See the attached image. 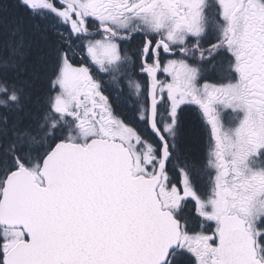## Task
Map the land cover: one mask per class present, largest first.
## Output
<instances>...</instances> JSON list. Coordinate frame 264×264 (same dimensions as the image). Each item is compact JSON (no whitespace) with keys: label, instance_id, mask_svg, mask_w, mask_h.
<instances>
[{"label":"snow or ice","instance_id":"obj_1","mask_svg":"<svg viewBox=\"0 0 264 264\" xmlns=\"http://www.w3.org/2000/svg\"><path fill=\"white\" fill-rule=\"evenodd\" d=\"M0 264H264V0H0Z\"/></svg>","mask_w":264,"mask_h":264},{"label":"trees","instance_id":"obj_2","mask_svg":"<svg viewBox=\"0 0 264 264\" xmlns=\"http://www.w3.org/2000/svg\"><path fill=\"white\" fill-rule=\"evenodd\" d=\"M135 40L137 41L136 47H134L136 50L139 45L138 41L140 40V37L138 36ZM38 87L46 88L47 82L41 81ZM128 113L129 110H126V115H128ZM183 119L188 133L186 138L187 145L195 155L202 157L207 151L209 142V128L203 125V118L201 117L200 113L195 111L192 107H186V109L183 110ZM180 179L181 178L177 174L174 182L177 183L178 186ZM188 207L191 209L194 207V205L189 204Z\"/></svg>","mask_w":264,"mask_h":264},{"label":"flooded vegetation","instance_id":"obj_3","mask_svg":"<svg viewBox=\"0 0 264 264\" xmlns=\"http://www.w3.org/2000/svg\"><path fill=\"white\" fill-rule=\"evenodd\" d=\"M135 39L130 44L125 45L129 49L130 53L135 51L134 47H136V44H137V41ZM217 59L219 60V59H222V58L218 57ZM93 72H94V70H93ZM94 74L99 76V73H97V71ZM167 77L168 76L165 75V74H160L159 75L160 79H169V77L168 78ZM99 78H100L102 84L104 83V85H105V81H104L103 77L99 76ZM135 78L140 80L141 82H146L147 81V76L144 75V74H136ZM220 79H221V73H220L219 70H211V68H210L209 73L207 75L205 74V81L206 82L216 83ZM104 91H105V94L107 96H109V99H110V101L112 103V107H113L114 112L117 115H120L122 117L123 116H127L126 115V110H129L128 106L126 104H124L122 102V100H117L116 93L113 91V87H111L108 82H107V87H104ZM191 105H193L195 107L196 111H198L200 113L201 117L203 118V121H202L203 125H205V127L209 128L211 130V126H210L209 120L203 114L202 110L197 105H194V104H191ZM221 116H222V119L224 120V122L226 124H230L231 121L234 118V114L231 111H228V110H224L221 113Z\"/></svg>","mask_w":264,"mask_h":264},{"label":"rangeland","instance_id":"obj_4","mask_svg":"<svg viewBox=\"0 0 264 264\" xmlns=\"http://www.w3.org/2000/svg\"><path fill=\"white\" fill-rule=\"evenodd\" d=\"M94 70V72L93 73H95L96 72V69H93ZM97 73H99V72H97ZM95 75V74H94ZM96 76V78L97 79H99L100 80V78H99V76H102L103 77V79H104V81H105V85H104V83H103V85H104V87H107V82L109 81V77L107 76V75H105V74H102V73H99V76L98 75H95ZM168 78V77H167ZM170 78V77H169ZM101 81V80H100ZM106 95V94H105ZM183 107V110H185L186 109V107H192L194 110H195V107L193 106V105H191V104H186V105H183L182 106ZM196 111V110H195ZM228 119V118H227ZM209 139H210V136H209Z\"/></svg>","mask_w":264,"mask_h":264}]
</instances>
